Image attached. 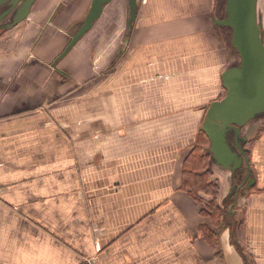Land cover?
<instances>
[{
  "label": "crops",
  "instance_id": "crops-1",
  "mask_svg": "<svg viewBox=\"0 0 264 264\" xmlns=\"http://www.w3.org/2000/svg\"><path fill=\"white\" fill-rule=\"evenodd\" d=\"M225 1L220 14L213 0H142L120 56L126 0L57 63L92 0H50L0 40V264H245L230 225L215 229L216 255L200 232L212 222L181 189L204 109L239 59L215 23ZM248 156L250 189L247 165L231 196L230 173L216 177L264 264V133Z\"/></svg>",
  "mask_w": 264,
  "mask_h": 264
},
{
  "label": "water",
  "instance_id": "water-1",
  "mask_svg": "<svg viewBox=\"0 0 264 264\" xmlns=\"http://www.w3.org/2000/svg\"><path fill=\"white\" fill-rule=\"evenodd\" d=\"M29 0L21 17L9 28L30 17L32 4ZM142 0H126L127 27L123 38L122 54L134 30ZM3 0H0V4ZM114 0H92L84 20L77 24L70 39L56 63L64 59L75 46L88 35L102 18L105 9ZM224 16L215 21L216 25L229 29V45L239 59L226 69L222 84L227 94L223 100L212 102L207 110L201 129L210 140L211 167L229 172L233 185L229 196L241 187L236 183L238 172L248 167L246 190L255 184L251 177L248 140L244 130L250 124L264 119V17L259 10V0H226L223 3Z\"/></svg>",
  "mask_w": 264,
  "mask_h": 264
},
{
  "label": "trees",
  "instance_id": "trees-1",
  "mask_svg": "<svg viewBox=\"0 0 264 264\" xmlns=\"http://www.w3.org/2000/svg\"><path fill=\"white\" fill-rule=\"evenodd\" d=\"M227 91L223 87L222 92L217 100H223ZM205 107V113L209 109ZM205 117V116H204ZM204 122V120H203ZM202 122V123H203ZM264 133V124L257 131L256 137L252 141H248L247 147L251 149L257 142V139ZM210 140L206 133L200 129L193 149L186 157L182 166V185L181 189L185 191L194 201L202 206V215L204 218L210 219L214 228L204 223L200 232L204 240L216 251V255H220L219 234L215 230L219 226L223 228L232 226V244L242 255L245 264H257L255 258L247 251L245 236V221L237 222L229 211L221 205V184L216 174L209 167V156L202 154L203 147L208 146ZM206 152V150H205ZM246 176L244 173L238 174V180L243 181ZM256 190V187L253 189Z\"/></svg>",
  "mask_w": 264,
  "mask_h": 264
},
{
  "label": "flooded vegetation",
  "instance_id": "flooded-vegetation-1",
  "mask_svg": "<svg viewBox=\"0 0 264 264\" xmlns=\"http://www.w3.org/2000/svg\"><path fill=\"white\" fill-rule=\"evenodd\" d=\"M28 1L29 0H3L0 4V40L25 23L26 20L20 22L12 28H9L21 17ZM49 1L50 0H35L32 4L30 16L36 13L39 7H43L48 4ZM49 11H52L51 8ZM221 29L223 31L225 28L221 27Z\"/></svg>",
  "mask_w": 264,
  "mask_h": 264
},
{
  "label": "rangeland",
  "instance_id": "rangeland-1",
  "mask_svg": "<svg viewBox=\"0 0 264 264\" xmlns=\"http://www.w3.org/2000/svg\"><path fill=\"white\" fill-rule=\"evenodd\" d=\"M214 1V5H213V8H214V10L215 9H217V11L220 13V14H222L220 11V9L219 8H217V5L222 1V0H213ZM262 6H264V3H262ZM221 9H223L222 8V5H221V7H220ZM263 8V7H262ZM262 8H261V12H262ZM43 10V7H39V9H38V11H37V13L38 12H40V11H42ZM64 10H67L66 9V7H64L63 8V11ZM220 10V11H219ZM36 13V14H37ZM262 14H263V17H264V11L262 12ZM218 16H220V15H218ZM122 19H123V28L125 29L126 27H127V14H126V12H124V11H122ZM97 25V24H96ZM98 26V25H97ZM223 30H225V29H223ZM222 33H224V32H222ZM14 34L16 35V34H19V32L17 31V32H14ZM10 35V34H9ZM6 37H8V35L6 36ZM224 38H226V36L225 35H220V37L218 38L219 40H217L218 42H220V43H223V45H225L224 47H225V49H226V51H227V53H228V55L229 54H231L232 53V51L230 50L231 48L227 45V44H225L224 43ZM228 38H230L229 37V35H228ZM217 42V43H218ZM22 45H24L25 46V44L24 43H22ZM230 48V49H229ZM113 59L114 58H112V61H113ZM113 63V62H112ZM110 64V66L111 65H114L115 63H113V64ZM107 66H108V64H107ZM98 67V63H96V67H95V69ZM103 70H104V68H97L96 69V71L93 73V74H97L99 71H101L102 73H103ZM96 82H98V81H96ZM89 87H92V88H95L96 87V89H97V87H98V84H91ZM89 87L86 89V87L84 88V90L83 91H86V90H88L89 89ZM207 113V112H206ZM206 113H205V111H204V116L206 115ZM204 118L205 117H203V120H204ZM203 122V121H202ZM204 123V122H203ZM202 123V124H203ZM201 127H202V125H201ZM253 136V135H252ZM254 137V136H253ZM210 148V143H209V145L208 146H206V147H203L202 149H203V151H202V154H206V155H208L209 156V167L211 168V170H212V172L213 173H217V171H216V168L215 167H211V154L208 152L209 149ZM205 150H206V152H205ZM249 150V149H248ZM248 155H249V152L247 153ZM219 172H221V173H226V172H223V171H221V170H219Z\"/></svg>",
  "mask_w": 264,
  "mask_h": 264
}]
</instances>
